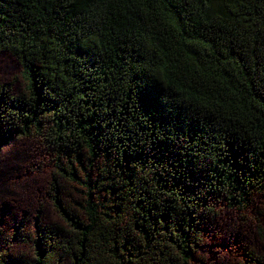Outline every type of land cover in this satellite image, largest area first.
<instances>
[{
	"label": "trees",
	"instance_id": "1",
	"mask_svg": "<svg viewBox=\"0 0 264 264\" xmlns=\"http://www.w3.org/2000/svg\"><path fill=\"white\" fill-rule=\"evenodd\" d=\"M3 52L0 147L44 140L82 199L0 218V264H206L219 205L264 193V0H0Z\"/></svg>",
	"mask_w": 264,
	"mask_h": 264
},
{
	"label": "rangeland",
	"instance_id": "2",
	"mask_svg": "<svg viewBox=\"0 0 264 264\" xmlns=\"http://www.w3.org/2000/svg\"><path fill=\"white\" fill-rule=\"evenodd\" d=\"M21 73L11 53L0 54V84L12 83L13 91L19 93L24 88ZM57 162L55 152L40 138H19L0 147V218L9 222L8 234L14 231L12 225L21 221L26 232H32L38 220L65 225L55 208L54 195L69 205L72 198L82 199V192L79 185L61 176ZM57 182L60 193H56ZM208 233L206 264H251L250 253L264 260V193L253 195L246 208L219 205ZM19 248L16 252L31 254L29 247Z\"/></svg>",
	"mask_w": 264,
	"mask_h": 264
}]
</instances>
